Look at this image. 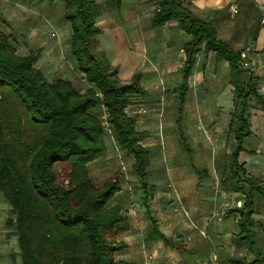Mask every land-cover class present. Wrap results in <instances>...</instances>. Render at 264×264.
<instances>
[{"label":"trees","instance_id":"trees-1","mask_svg":"<svg viewBox=\"0 0 264 264\" xmlns=\"http://www.w3.org/2000/svg\"><path fill=\"white\" fill-rule=\"evenodd\" d=\"M61 1L72 29L71 54L90 87L81 93L67 79L49 81L37 66L38 56L18 55L9 36L0 32V193L14 214L10 223L18 237L22 264H130L117 258L127 247L120 236L128 230V217L121 205L109 206L122 184L109 180L97 186L89 165L107 151L106 125L95 112L103 106L117 144L133 159V174L149 211L154 186L150 183V151L144 145L147 133L137 129L135 117L127 110L134 95L147 94L143 74L122 81L119 67L96 48L102 33L97 19L107 9H118L122 0ZM151 1L157 5L153 27L176 21L190 35L183 48L182 104L200 50L213 52L218 61L230 65L234 110L229 132L237 146L229 156L222 183L227 192L242 195L244 203L235 210L240 215L237 241L254 259L233 256L228 264H264V224L254 218L263 204L264 185L239 159L246 138L252 135L251 110L264 111L258 77L244 67L242 51L220 39L216 29L196 17L182 0ZM181 137L185 141L183 131ZM61 162L69 165L67 184L59 181L57 165ZM202 172L206 170H198ZM153 232L169 245L157 227Z\"/></svg>","mask_w":264,"mask_h":264},{"label":"crops","instance_id":"crops-1","mask_svg":"<svg viewBox=\"0 0 264 264\" xmlns=\"http://www.w3.org/2000/svg\"><path fill=\"white\" fill-rule=\"evenodd\" d=\"M182 1L196 17L210 23L219 38L234 50L242 51L249 47L253 49L252 68L248 69L258 77V89L264 96V0ZM234 5L237 7V13L233 16L231 7ZM156 9V3L151 0H122L118 9L104 11L97 19V26L102 30L97 37L101 50L106 53L112 64L119 66L124 82L129 81L134 74L142 73V85L146 91L164 84L165 78L173 77L176 70L182 72L181 85L175 88L174 92L179 94L182 113L179 112L177 124L180 134L183 131L184 135L183 106L189 101L188 93L192 88L194 76L201 70L203 77L205 65L210 70V62H216L219 75L224 77L227 83L218 88L213 97V104L218 110H222L221 115H226L230 123L231 112L234 110V87L230 81L229 63L225 60L218 61L213 52L206 54L203 49L200 50L188 80L185 102L182 104L179 89L184 83L183 48L190 40V35L181 30L176 21L153 27L151 19ZM128 13L130 20H122ZM141 16L146 19L143 20ZM202 61L205 64L200 69ZM142 109L143 114L150 112V108H147L148 112H143ZM251 124L252 135L246 138L245 150L240 153L239 159L244 162L243 157L249 156V161L244 162L246 169L251 175L260 178L264 185L263 110H251ZM226 136L231 145L224 154L228 153L230 156L237 142L233 133L229 132ZM214 140L222 141L219 136ZM144 145L148 147L147 142ZM218 152L221 153L222 149L218 148ZM197 176L194 175L187 183L175 181L170 184L167 183L165 170L159 168L158 176L151 180L154 194L149 200V211L142 202L144 206L139 205L129 214L128 230L120 236V240L124 241L127 247L118 255L119 259L130 264H224V260L233 256H243L250 261L254 259L253 253L237 241L240 215L235 210L244 203L241 193L227 192L224 188L227 198L219 197L218 194H213L211 182L204 181V178L198 179ZM184 185H189L190 192L182 196L184 207H178L171 201L179 195L178 191L184 188ZM169 187L174 189L175 193L169 192ZM206 188L210 190L204 192ZM263 206L262 204L258 213L254 214V218L264 224ZM156 227L168 238L169 245L153 232ZM174 241H180L184 247L178 248L177 242Z\"/></svg>","mask_w":264,"mask_h":264},{"label":"rangeland","instance_id":"rangeland-1","mask_svg":"<svg viewBox=\"0 0 264 264\" xmlns=\"http://www.w3.org/2000/svg\"><path fill=\"white\" fill-rule=\"evenodd\" d=\"M64 14L65 7L61 0H0V32L9 36L10 43L18 55H37V66L49 81L65 78L83 93L90 85L71 54L69 44L72 29ZM127 19L130 20V13L122 18L125 21ZM145 19L146 17H143V20ZM96 48L101 50L98 43ZM201 64L200 69L205 64L204 61ZM209 69L205 65L204 76L201 77V70L194 76L192 88L188 93L189 101L183 106L182 127L186 135L185 141L177 124L180 112L179 94L174 92V89L181 85V71L176 70L173 77L165 78L164 84L161 83L155 89L150 88L146 95H134L127 110L135 117L137 129L147 133L144 143L147 142L151 156L150 183L152 178L158 176L159 168L162 167L167 183H187L197 174L198 179L204 178V181L212 183L213 194L227 198L222 186V176L229 161V154H224L231 145L226 140V135H229V122L226 115H221L222 110H218L213 104V97L218 88H222L227 82L219 75L216 62L211 61ZM119 77L122 79L120 68ZM142 108H150V112L143 114ZM95 112L106 125L107 151L101 159L89 165L90 175L97 186H102L109 180L121 182L123 189L117 193L109 206L121 205L122 213L129 221L131 211L139 205L144 206V191L139 179L133 174V159L120 148L106 123V109L100 106ZM218 136L222 141L214 140ZM218 148L222 149L221 153ZM243 161H249V156L245 155ZM198 170H206V173L198 174ZM57 171L59 181L67 184L69 165L61 162L57 165ZM206 190L210 189L203 191ZM168 191L175 193L170 187ZM178 192L179 195L171 202H175L178 207H184L182 196L189 194V185H184ZM12 220L14 214L11 206L0 193V264H22L18 237L10 223ZM174 242H177L178 248L184 247L180 241ZM228 260H224V264H228Z\"/></svg>","mask_w":264,"mask_h":264},{"label":"built area","instance_id":"built-area-1","mask_svg":"<svg viewBox=\"0 0 264 264\" xmlns=\"http://www.w3.org/2000/svg\"><path fill=\"white\" fill-rule=\"evenodd\" d=\"M264 9V8H263ZM232 15L234 16L237 13V7L234 5L231 7ZM262 25L264 26V15L262 18ZM252 48H246L242 50L241 57L243 60V65L245 68H252ZM143 112H148L147 108L142 109Z\"/></svg>","mask_w":264,"mask_h":264}]
</instances>
